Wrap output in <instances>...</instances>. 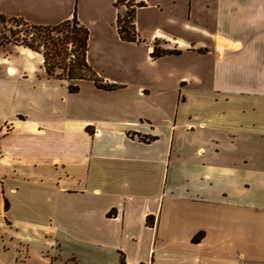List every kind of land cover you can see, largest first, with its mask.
Returning a JSON list of instances; mask_svg holds the SVG:
<instances>
[{
	"label": "crops",
	"instance_id": "crops-1",
	"mask_svg": "<svg viewBox=\"0 0 264 264\" xmlns=\"http://www.w3.org/2000/svg\"><path fill=\"white\" fill-rule=\"evenodd\" d=\"M207 3L204 25L187 20L152 42L181 52L154 61L190 71L170 93L114 79L121 90L81 82L71 95L0 65V124H13L0 141V234L44 231L97 264H264V0ZM185 8L192 19L193 0Z\"/></svg>",
	"mask_w": 264,
	"mask_h": 264
},
{
	"label": "rangeland",
	"instance_id": "rangeland-1",
	"mask_svg": "<svg viewBox=\"0 0 264 264\" xmlns=\"http://www.w3.org/2000/svg\"><path fill=\"white\" fill-rule=\"evenodd\" d=\"M118 1L115 0L112 6L113 0H62L58 16H51L47 5L49 6L53 2L52 0H0V15L7 17V19H21L30 25L52 27L70 21L77 16L78 22L90 32L89 63L106 82L111 83V80L115 79L120 84L131 86L138 84L147 87L151 86L149 81L153 80L154 86H151L153 88L160 86V88L166 89L167 93L175 90L177 85L175 76L180 75L187 78L191 76L190 71H187L185 62H180L174 66V62L176 61L170 59L169 61L172 63L161 61L158 64L160 60L154 61L151 58L152 54L149 58L147 47L152 44L157 35L169 36L181 28L183 24H186L187 20L190 22L189 24L199 23V25H204L206 20L198 18H201L199 16L207 18L205 13L208 12L206 4H208L209 0H193V22L192 19H186L183 14L188 0H121L119 8H116ZM130 2L134 4L144 3L146 7L137 11L134 21L141 40L140 45L137 46L121 44L115 30L119 16L125 17L127 13L126 6ZM11 28L14 27L8 25L7 29ZM152 45L153 49H157L159 52L177 50V48L169 46L158 39ZM170 45L174 44L170 42ZM199 53L196 54L197 64L205 68V57H208L209 50L201 53V55ZM209 58L213 59L212 56ZM151 62H155V64L153 65ZM0 65L6 69L8 74L11 73L12 69L16 75H19L17 76L18 78L27 79L34 77L43 79L44 77V79L49 80L45 73L43 58L23 48L9 45L0 49ZM2 66L0 67V77L4 75L5 71ZM165 73L169 74L167 85L161 76ZM59 83L68 90V83ZM77 83L81 82H74L72 85L77 86ZM45 87L43 89H48ZM204 87L206 86L204 85ZM190 88V85L184 82L180 85V103L184 104L188 101V95L182 91L185 92L186 90H190ZM48 91L46 90L45 92ZM8 119L12 121L11 117ZM18 121L26 122L27 119L20 116L18 117ZM12 127L13 124H6L4 126L0 124V141L4 139L3 137L10 134ZM146 140L144 138V142ZM183 168L184 171L179 178V184L188 187L190 192L192 187L191 169L187 167ZM170 178L171 183H174L173 173ZM191 193L189 194L191 195ZM23 231L27 232L23 233ZM23 231L20 230L17 233L12 231L13 236L0 234V264L100 263V256L97 253H87V251L77 248L75 245L62 242L60 237L53 236L51 241L44 235V231ZM7 234H10V232H7ZM17 238L22 240V242L17 241ZM54 238L61 241V249L58 248ZM52 247H54L53 250ZM96 258H99V261H96Z\"/></svg>",
	"mask_w": 264,
	"mask_h": 264
},
{
	"label": "trees",
	"instance_id": "trees-1",
	"mask_svg": "<svg viewBox=\"0 0 264 264\" xmlns=\"http://www.w3.org/2000/svg\"><path fill=\"white\" fill-rule=\"evenodd\" d=\"M120 1L116 4L119 8ZM144 3H129L125 17L117 20V32L120 41L128 45L140 43L134 21L138 10L145 9ZM8 25L14 28L7 29ZM90 32L82 26L77 16L57 26H35L21 19H7L0 15V49L13 45L23 48L43 58L44 69L49 80L66 82L71 95L80 93V87L74 82H91L101 91L116 92L122 87L110 84L101 78L88 60ZM181 52L154 50L151 58L160 60L166 57H178ZM144 142V138L140 139Z\"/></svg>",
	"mask_w": 264,
	"mask_h": 264
}]
</instances>
